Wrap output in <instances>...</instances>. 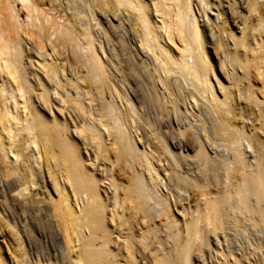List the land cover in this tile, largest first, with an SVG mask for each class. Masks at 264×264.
<instances>
[{
	"label": "bare ground",
	"instance_id": "obj_1",
	"mask_svg": "<svg viewBox=\"0 0 264 264\" xmlns=\"http://www.w3.org/2000/svg\"><path fill=\"white\" fill-rule=\"evenodd\" d=\"M0 71V264H264V0H0Z\"/></svg>",
	"mask_w": 264,
	"mask_h": 264
},
{
	"label": "rangeland",
	"instance_id": "obj_2",
	"mask_svg": "<svg viewBox=\"0 0 264 264\" xmlns=\"http://www.w3.org/2000/svg\"><path fill=\"white\" fill-rule=\"evenodd\" d=\"M170 46L173 48V50H177V47H176V45L175 44H173V43H170ZM6 80V77L2 74V72L0 71V83H2L3 81H5ZM20 107H22V106H19V108ZM190 108V107H189ZM157 164V163H156ZM158 165V164H157ZM162 164H160V165H158V166H161ZM164 191L166 192V189H164ZM255 230V229H254ZM253 229H252V231H251V229L249 230V232H247L248 233V235H247V233H243V232H240V231H238V232H234L233 233V231H230V235H229V238H232L233 239V242H232V244H233V246L234 247H238V246H241L242 248L244 247L246 250H247V246H248V249H250V250H252V246H253V244L254 243H261L262 244V246H263V250H264V230L261 232V231H258V230H255L254 231ZM240 232V233H239ZM261 232V233H260ZM235 233H237V234H235ZM233 234V235H232ZM245 235V236H243V235ZM254 235V236H253ZM231 236V237H230ZM233 236V237H232ZM234 236H236V237H234ZM242 236V237H241ZM241 237V238H240ZM249 237V238H248ZM232 239H230L231 241H232ZM235 240V241H234ZM238 241V242H237ZM242 241V242H241ZM249 243H248V242ZM235 242V243H234ZM241 243H243V245L241 244ZM250 243H251V245H250ZM237 244H239L238 246H236ZM249 244V245H248Z\"/></svg>",
	"mask_w": 264,
	"mask_h": 264
}]
</instances>
